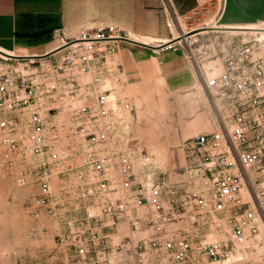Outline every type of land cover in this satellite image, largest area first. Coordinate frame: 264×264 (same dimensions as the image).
I'll list each match as a JSON object with an SVG mask.
<instances>
[{"label": "built area", "instance_id": "1", "mask_svg": "<svg viewBox=\"0 0 264 264\" xmlns=\"http://www.w3.org/2000/svg\"><path fill=\"white\" fill-rule=\"evenodd\" d=\"M226 2L194 0L190 11L166 21L180 34L163 48L190 49L211 127L191 142L184 187L167 185L146 155L139 171L131 142L117 135L119 112L132 107H118L108 80L120 47H144L140 39L101 25L70 39L55 30L54 47L40 55L0 50L2 167L14 170L36 160L28 170L39 186L36 218L60 211L55 176L77 170L81 182L67 193L65 205L75 217L58 237L62 256L56 264L100 260L109 246L110 258L124 256L131 264L154 258L216 263L264 233V39L261 33L226 39L229 29L209 28L231 26L221 23ZM211 6L210 23L187 29L191 14ZM210 33L217 36L209 42ZM213 59H222L220 68L217 60L209 68L203 64ZM133 145L140 149L138 141ZM19 182L24 185L25 177ZM121 231L123 244H114Z\"/></svg>", "mask_w": 264, "mask_h": 264}, {"label": "rangeland", "instance_id": "2", "mask_svg": "<svg viewBox=\"0 0 264 264\" xmlns=\"http://www.w3.org/2000/svg\"><path fill=\"white\" fill-rule=\"evenodd\" d=\"M213 11L215 6L200 8L197 14H191V18L185 21L187 29L210 23L207 19ZM229 35L223 36L229 39ZM215 36V33H210L205 37L210 42ZM189 50H179L180 57L171 62L176 70L170 75L150 54L131 55L127 62H123L119 53L117 70L108 80L118 107L122 103H129L132 107L130 111L119 112L122 123L118 126L117 135L131 142L129 145L137 169L143 170L142 159L148 156L153 169L162 173L164 182L171 187L186 185L191 142L196 135L211 128L202 104L203 91L195 83L194 60L188 59ZM216 60H206L203 64L209 68L213 65L209 62ZM221 62L222 59L216 61L219 68ZM2 64L0 60V66ZM186 75L192 77V84L177 87ZM135 141L139 142L140 149L134 148ZM3 157L4 149L0 143V264H56L62 256L58 237L65 232L66 221L75 217V212H69L71 204L65 205V201L67 193L77 191L81 183L77 170L65 169L64 174L54 177L55 194L61 203L58 215L45 212L36 218L33 200L38 195L39 186L36 177L28 173L29 165L35 164L36 160H26L14 170H6L1 165ZM21 176L25 177L24 185L19 182ZM68 202L72 203L71 200ZM71 209L73 211V207ZM226 234L220 237L226 239L230 233ZM125 235L121 231L113 237V243L123 244ZM209 236L219 235L209 233ZM109 248L112 247L106 248V254L100 260L87 264H131L124 256L110 258ZM149 264L169 263L164 258H154ZM203 264H264V233L252 237L238 252L225 256L221 261Z\"/></svg>", "mask_w": 264, "mask_h": 264}, {"label": "crops", "instance_id": "3", "mask_svg": "<svg viewBox=\"0 0 264 264\" xmlns=\"http://www.w3.org/2000/svg\"><path fill=\"white\" fill-rule=\"evenodd\" d=\"M193 7L194 0H0V50L11 55H40L54 47L55 30L70 39L101 25H114L129 37L160 47L179 32L167 27V19ZM221 23H264V0H227ZM168 50L123 44L119 58L127 62L131 55L150 54L170 75L176 70L171 62L180 57V49ZM192 82L186 75L177 87Z\"/></svg>", "mask_w": 264, "mask_h": 264}, {"label": "bare ground", "instance_id": "4", "mask_svg": "<svg viewBox=\"0 0 264 264\" xmlns=\"http://www.w3.org/2000/svg\"><path fill=\"white\" fill-rule=\"evenodd\" d=\"M183 28H185V24L183 23ZM209 28H214V29H229L226 30L229 33H244V34H255V33H261L262 38L264 39V23H258V24H246V25H231V26H227V27H220L218 25H211L209 26ZM175 29V28H174ZM177 32V31H176ZM175 32V33H176ZM203 32H208V30H203ZM203 32H201L200 34H202ZM179 32L176 33V36H179ZM199 34V35H200ZM198 35V34H197ZM198 36H194V38H197ZM7 53V52H5ZM8 55H11L10 53H8ZM4 57H8V56H4Z\"/></svg>", "mask_w": 264, "mask_h": 264}, {"label": "water", "instance_id": "5", "mask_svg": "<svg viewBox=\"0 0 264 264\" xmlns=\"http://www.w3.org/2000/svg\"><path fill=\"white\" fill-rule=\"evenodd\" d=\"M173 42V41H172ZM171 42V43H172ZM140 45H142V46H144V47H148V48H153V49H157V48H160V47H165V46H167V45H161L160 47H154V46H150V45H146V44H140Z\"/></svg>", "mask_w": 264, "mask_h": 264}]
</instances>
